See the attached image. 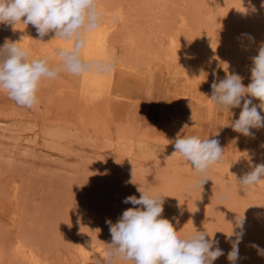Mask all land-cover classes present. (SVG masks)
Masks as SVG:
<instances>
[{"label":"rangeland","instance_id":"374dc122","mask_svg":"<svg viewBox=\"0 0 264 264\" xmlns=\"http://www.w3.org/2000/svg\"><path fill=\"white\" fill-rule=\"evenodd\" d=\"M98 5L100 27L109 31V57L127 62L136 78L127 93L109 87L100 97H86L85 74L61 72L42 82L39 103L31 109L0 92V264H31L19 244L39 264H105L112 239L106 221L116 223L133 207L123 201L139 198V186L163 193L162 216L182 237L197 230L219 241L224 255L213 264H230L235 236L229 235L244 214L236 264H264L253 247L264 249V207H258L264 205V180L253 188L237 183L264 164V128L252 129L254 138L233 131L230 123L241 109H231V115L209 100L211 84L227 73L250 83L251 58L264 44V0H98ZM19 26L31 37L30 58L57 49L54 33L41 39L22 23L0 24V46ZM172 38L185 47H209L200 69L169 60ZM129 39L136 44L134 54ZM50 63L59 59L50 57ZM185 135L218 139L224 149L201 190L191 187L199 174L174 154L175 140ZM89 242L96 248L102 243L104 253L82 255Z\"/></svg>","mask_w":264,"mask_h":264},{"label":"clouds","instance_id":"9594fccd","mask_svg":"<svg viewBox=\"0 0 264 264\" xmlns=\"http://www.w3.org/2000/svg\"><path fill=\"white\" fill-rule=\"evenodd\" d=\"M102 17L98 0H0V24H30L41 39L54 33L55 39L67 42L66 47L56 49L59 63L53 66L49 57L30 58L27 47L6 39L0 46V92L6 93L17 105L31 109L39 103L38 91L42 82L56 79L61 72L79 76L94 71H113L115 64L112 61L82 58L87 37L100 26ZM251 60L247 86L239 74H227L211 84L210 99L220 111L231 113V109L240 108L238 119L230 126L233 131L254 138L252 129L264 128V44ZM253 99L259 104H254ZM174 148V154L178 153L199 174V179L191 186L193 191L201 190L210 180L207 173L220 162L224 150L218 139H201L197 135L178 136ZM262 180L264 164H258L237 183L241 188H253ZM137 191L139 198L131 195L123 201L133 207L126 209L116 223L106 221L112 239L105 250V264H115L118 259L131 264H213L224 255L219 241L211 238L213 235L196 230L182 237L173 223L163 218V193L140 186ZM244 224L243 214L238 215L235 226L232 225L229 238L235 236V239L231 240V251L227 254L230 264H236L240 258L239 244L243 239ZM253 247L258 254L264 255V249L259 245Z\"/></svg>","mask_w":264,"mask_h":264},{"label":"bare ground","instance_id":"6f19581e","mask_svg":"<svg viewBox=\"0 0 264 264\" xmlns=\"http://www.w3.org/2000/svg\"><path fill=\"white\" fill-rule=\"evenodd\" d=\"M108 35H109L108 29H105V28H102L99 26L95 31H93L92 33H90L88 35L87 46L85 49L82 50V58L87 60V61H112L115 64V69L109 73H97L94 71V72H90V73H85V75L83 74L85 76V81L87 83V85L85 87L86 97H89L93 94L100 97V95H102L104 93V91H107V89L109 87H111L113 90H115L118 93H122V94L127 93V91L129 90V88L131 86V83L136 78V75H135L136 71L134 70L133 67H128L126 65L127 62L124 64H117L113 58L109 57V45H108V41H107ZM129 40L131 41V39H129ZM9 41L19 42L21 46L27 47L30 50L31 37L29 35V32L24 27H20V26L17 27V29L12 33V36L10 37ZM131 42L132 43L129 46L131 47V49H130L131 53L134 54V50L132 47H136L135 46L136 44H133V41H131ZM170 43H171L170 44L171 48H169V49H171V54L168 56L170 61L177 64L179 67H183V66L185 67L186 64H188V66H189L191 63H195L197 69H200L202 67L203 61H202L201 56H203L202 54L208 53V51H207L209 49L208 46H207L208 48H206V47H204V45L200 44L201 45V47H200L198 44L197 47H191V46H187V45H186L187 47H185V46H181V44H178L179 42L177 43L175 38H172ZM55 45L57 48L58 47H66L67 42L56 39ZM30 52H31V50H30ZM42 56L43 57L47 56L49 58L55 57L56 59L58 58L56 56V50L55 51L46 50ZM230 57H229V60H230ZM233 58L235 59V57H233ZM226 60H227V58H226ZM231 61H232V59H231ZM129 63H131V62H129ZM237 63H238V61H237ZM227 74H230V73H227ZM195 86L196 85L194 83L193 84L194 89H195ZM184 93H186V92H184ZM209 100H211V99H209ZM209 100H207V101H209ZM98 245L100 247L98 246V248H96L92 242H89L87 247L84 249L82 255L90 256L95 250L99 252V255H100V253L103 254L105 247L101 246V245H103L102 243L101 244L99 243ZM17 249L22 254H24V256H26V258L29 260V262L31 264H39V259L37 258V255L32 250H27L26 247L22 244H19ZM44 264H45V262H44Z\"/></svg>","mask_w":264,"mask_h":264}]
</instances>
